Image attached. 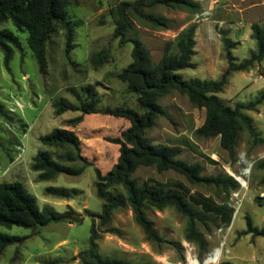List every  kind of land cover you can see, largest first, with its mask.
Wrapping results in <instances>:
<instances>
[{
    "label": "rangeland",
    "instance_id": "374dc122",
    "mask_svg": "<svg viewBox=\"0 0 264 264\" xmlns=\"http://www.w3.org/2000/svg\"><path fill=\"white\" fill-rule=\"evenodd\" d=\"M121 0H72L66 8V16L74 24L73 48L65 53L64 30L56 26L46 43L45 71L38 70L37 63L27 41V31L17 29L11 20L0 23L20 41V49L13 53L6 66L0 51V102L7 116L0 115V182L19 181L33 194L39 209L48 205L61 212L71 208V219L52 221L33 229L17 225H0V233L23 237L21 241L7 245L0 255V264H82L78 253L88 247L91 223L97 229V251L102 256L120 258L132 264H188V254L196 263L208 252L220 247L217 263L264 264V236L240 234L247 219L253 225L264 227V169L258 164L264 161V142H254L245 124L238 119V139L235 159L219 146L218 136L197 137L194 129L204 119V109L194 107L185 95L169 91L157 98V104L166 116H157L145 131L153 144L163 143L178 147V159L198 161L202 175L218 172L233 175L238 187L224 191L213 184H191L184 175L173 170L157 172L153 165L139 166L132 177L138 182L147 180L164 187L181 190L190 205L201 215L195 221V229L201 233L206 245L201 250L185 237L187 217L173 206L156 209L144 206L146 216L153 222L161 240L145 237L126 204L115 209L108 226L117 232L101 230L96 216L101 211L102 200L96 195L94 166L105 173L118 156L117 144L109 137L117 135L114 116L97 112L83 113L82 120L74 127L66 120L80 114L79 111L54 112L58 100L79 104L89 103L96 110L105 106L124 105L140 111L137 94L128 90L118 73L130 61L132 42L122 44L113 36L114 15L110 9ZM132 1V0H125ZM200 10L155 7L154 12L168 21L167 29H153L134 19V27L127 37L137 36L149 49L153 61L167 51H175L174 38L184 26L194 23L204 37L202 51L191 56L196 68H184L178 74L186 81L197 78L215 80L226 67L222 38L231 29V19L226 17L232 3L245 7V16L239 23L249 30V22L264 21V0H196ZM220 41L208 38L206 29ZM218 42V43H217ZM199 44L197 45V47ZM256 49L253 38H247L232 49L236 62L248 58ZM106 50L107 60L98 66L90 62L92 54ZM207 53V55H205ZM264 59L243 71L233 72L225 88L218 93L221 101L230 107L238 102H248L264 91ZM261 76V77H260ZM92 94V97H91ZM91 97V98H90ZM90 107V105H88ZM250 121L254 132L264 139V100L252 110L241 109ZM54 127L72 128L80 140L81 153L92 162L79 175L59 173L49 180H38L37 172L30 168L38 149L48 150L54 158L64 160V150L46 146L38 137ZM240 153V154H239ZM116 155V156H115ZM247 168L246 175H240ZM243 180L245 185L242 186ZM56 187L67 196H57L46 191ZM122 192L120 185L110 188ZM261 198V202L255 200ZM17 249V250H16Z\"/></svg>",
    "mask_w": 264,
    "mask_h": 264
},
{
    "label": "trees",
    "instance_id": "16d2710c",
    "mask_svg": "<svg viewBox=\"0 0 264 264\" xmlns=\"http://www.w3.org/2000/svg\"><path fill=\"white\" fill-rule=\"evenodd\" d=\"M71 1L0 0V23L9 19L17 29L27 31V41L41 73L45 71L46 66V43L56 26L64 30L65 53L68 54L74 46V24L66 16V8ZM158 6L183 9L193 13L200 10V3L196 0H121L110 9L114 15L113 36L119 39L120 44L126 41H131L133 44L130 51L131 61L117 76L126 83L128 90L137 94L136 103L140 111L124 105L105 106L103 110H96L93 105L97 102V98L91 99L89 103L82 101L79 104L58 100L54 102L53 107L58 115L69 110L80 112L66 120V125L71 127L82 120L83 113L92 112L123 117L130 122L118 136L108 138L110 142L118 144L116 161L105 173H101L100 169L94 166L96 195L102 200V206L99 213L90 212L89 215L98 218L102 231L117 232L114 227L108 226L111 214L115 209L127 204L132 211L133 219L140 226L145 237L159 241L161 238L153 222L146 216L144 206L149 205L160 210L171 205L187 217L186 239L193 241L203 250L206 242L201 233L195 229V221L201 220L203 215L190 205L185 194L175 187H164L147 180L138 182L132 174L139 166L153 165L157 172L173 170L182 174L191 184H213L220 186L224 191L238 187L239 181L233 175L222 172L202 175L201 163L198 161L190 163L178 159L176 157L179 152L178 147L163 143L153 144L145 136V131L152 126L157 116L167 115L156 101L158 97L173 90L185 95L194 107L204 109V119L194 129V134L204 138L218 136L219 146L227 152L230 159H235L238 119L245 124L254 142H264V139L256 135L250 121L241 112V109L252 110L260 104L264 100V91L248 102H238L234 107L225 105L218 96V93L225 88L232 72L246 70L255 62H261L264 59V21L250 23V37L255 40L256 49L248 58L236 62L230 51L231 43L223 37L227 65L218 78L215 80L194 78L186 81L177 71L196 65L191 61L195 45L196 25L194 23L184 26L176 34L175 51L167 49L157 61L152 60L149 49L140 38L127 37L128 32L134 27V19L153 29H167V19L154 12V8ZM14 47L21 48L18 37L7 29H0V51L6 66ZM106 60V50H101L90 57V62L94 66ZM0 115L7 116L2 102H0ZM38 139L46 146L63 149L65 159L64 161L54 158L48 150L38 149L30 165V168L37 172L38 180H49L59 173L79 175L86 166L92 165V162L81 153L80 140L72 128L54 127L40 135ZM258 166L264 169V161H261ZM113 185L122 186L123 193L111 190ZM46 191L57 196H67L64 191L56 187H47ZM255 200L262 201L259 197ZM70 212L71 208L58 212L48 205L39 209L35 196L29 193L21 182H0V225L2 226L17 225L33 229L52 221H69ZM239 233L264 236V227H257L250 219H247L245 229ZM96 238L97 229L92 221L88 247L78 253L82 264H132L124 259L100 255L97 251ZM22 239L23 237L17 235L0 233V255L7 245ZM219 264L230 263L223 261Z\"/></svg>",
    "mask_w": 264,
    "mask_h": 264
},
{
    "label": "crops",
    "instance_id": "0c3cea01",
    "mask_svg": "<svg viewBox=\"0 0 264 264\" xmlns=\"http://www.w3.org/2000/svg\"><path fill=\"white\" fill-rule=\"evenodd\" d=\"M232 5H233V7L231 6V8H229L227 10V13H226V17H228L229 19H231V24L227 25L229 27L231 26V29L227 32V35L225 36L229 40V42L231 43V48H230L231 53H232V49L234 47H236L237 44L238 45L239 44H242V42L245 41L248 37L250 38V32H251L250 29L249 30H247V29L244 30L243 25L241 23H239L241 21L240 19L245 16V12H246L245 11V7H240L237 4H235V3H232ZM250 23L251 22H249V28H250ZM199 30L200 29H199V26H198L197 29L195 30V35L198 34V33L201 34L199 32ZM206 31L208 33V38L209 39L212 38L213 39L212 40L213 42L219 40L220 41L219 43L221 44V40L218 39L216 36H214L211 33V31H209L208 28L206 29ZM203 39H204V37L200 36L199 43H198V40L195 39L194 53L193 54L199 53V52L202 51V45H201V43H202ZM198 44H199V46L197 47ZM205 55H207V53H205ZM232 55H233V53H232ZM194 63L196 64L195 67H189V68H196L197 67V63L196 62H194ZM114 120H115V127L117 128V135L116 136H118L120 134V131L122 129H124L127 126H129L130 122H129V120H127L126 118H123V117H115ZM117 147H118V144H117ZM115 161L116 160H114V162ZM113 163H111V165ZM111 165H110V167H111Z\"/></svg>",
    "mask_w": 264,
    "mask_h": 264
},
{
    "label": "bare ground",
    "instance_id": "6f19581e",
    "mask_svg": "<svg viewBox=\"0 0 264 264\" xmlns=\"http://www.w3.org/2000/svg\"><path fill=\"white\" fill-rule=\"evenodd\" d=\"M240 154V153H239ZM247 169L242 168L240 171V175H244L246 174ZM188 258V263H193V260L191 259V255L188 254L187 256ZM221 257V249L220 247H215L213 248L210 252H208V254H206L202 260L203 264L209 263V262H213L216 263Z\"/></svg>",
    "mask_w": 264,
    "mask_h": 264
},
{
    "label": "built area",
    "instance_id": "2783aa9c",
    "mask_svg": "<svg viewBox=\"0 0 264 264\" xmlns=\"http://www.w3.org/2000/svg\"><path fill=\"white\" fill-rule=\"evenodd\" d=\"M245 169H247V168H245ZM248 173V170H247V172H246V174ZM246 174H244V175H246ZM243 175V174H242ZM242 186H244L246 183H245V180H243V184L242 183H240ZM191 259L196 263V259H195V257L193 258V257H191ZM218 262V261H217ZM216 262V263H217ZM188 264H194V263H188Z\"/></svg>",
    "mask_w": 264,
    "mask_h": 264
}]
</instances>
